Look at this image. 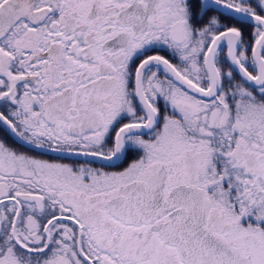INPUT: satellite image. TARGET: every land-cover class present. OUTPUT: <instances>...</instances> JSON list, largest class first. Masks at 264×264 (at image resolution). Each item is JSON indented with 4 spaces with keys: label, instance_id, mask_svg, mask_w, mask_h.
Segmentation results:
<instances>
[{
    "label": "snow or ice",
    "instance_id": "obj_1",
    "mask_svg": "<svg viewBox=\"0 0 264 264\" xmlns=\"http://www.w3.org/2000/svg\"><path fill=\"white\" fill-rule=\"evenodd\" d=\"M0 264H264V0H0Z\"/></svg>",
    "mask_w": 264,
    "mask_h": 264
}]
</instances>
